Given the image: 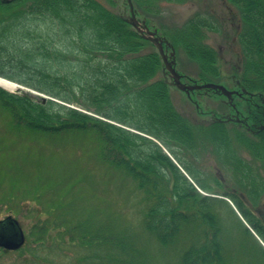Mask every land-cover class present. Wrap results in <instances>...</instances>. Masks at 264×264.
<instances>
[{"label":"trees","instance_id":"16d2710c","mask_svg":"<svg viewBox=\"0 0 264 264\" xmlns=\"http://www.w3.org/2000/svg\"><path fill=\"white\" fill-rule=\"evenodd\" d=\"M224 1L240 15L234 31L241 63L233 80L258 95L241 103L253 134L236 124L227 127L223 119L231 111H211L222 121L213 114L198 123L180 113L168 83L158 78L164 69L159 53H143L140 34L100 0H0V77L50 98L0 89V104L17 125L34 132L95 131L109 163L135 182L147 232L164 246H187L182 264L233 262L224 208L241 216L243 231L260 237L246 244L251 256L244 264H264V218L251 210L264 197V0ZM214 26L197 14L183 27L184 49L202 72L193 83L222 79L216 49L201 41L203 30ZM208 146L212 163L202 153ZM230 171L236 179L223 180L220 175ZM100 241L94 233L83 246L93 245L98 255Z\"/></svg>","mask_w":264,"mask_h":264},{"label":"rangeland","instance_id":"374dc122","mask_svg":"<svg viewBox=\"0 0 264 264\" xmlns=\"http://www.w3.org/2000/svg\"><path fill=\"white\" fill-rule=\"evenodd\" d=\"M100 1L120 16L124 14L131 16L127 0ZM131 2L138 20L146 21L150 31L157 32L154 37L163 40L166 53L168 55L175 53V69L180 75L191 79L185 77L182 80L184 84L223 85L233 94L230 99L222 92L203 88L195 89L192 96L188 95L171 84L173 79L161 58L164 69L158 78H164L168 83L169 93L177 110L197 123L212 119L210 111L221 114L227 111L240 112L245 119L248 115L244 111V104L241 103H253L258 100L255 98L258 95L244 92L233 80V74L236 72L234 70L241 63L240 47L234 31L240 28V15L237 10L224 0H131ZM197 14L206 16L215 24L213 30H203L201 41L216 48V59L222 73V79L209 77L208 82L203 80L201 84L192 82L200 79L202 73L200 64L188 56L180 39L184 37V25ZM175 33L181 36H175ZM139 34L145 41L143 53L151 51L159 53L158 47L144 37L145 32ZM166 40L170 46L166 44ZM22 90L30 91L29 94L32 93L36 100H42L43 97L45 100L50 99L47 95L27 87ZM239 104L241 105L237 106ZM253 105L259 103L255 102ZM7 111L0 104V188L16 195L30 192L40 203L41 209L45 212L43 218L51 221L52 227L56 229L53 230L54 241L48 247L50 262L182 264V252L187 246L182 248L176 245L164 246L147 232L143 225L145 205L140 193L135 191V182L127 179L125 174L120 173L109 163L108 158L104 156L105 144L95 131L73 130L47 135L17 125ZM247 122L249 128L251 126L249 118ZM242 123L244 122H232L227 127H234L233 124L243 125ZM244 129L253 134L246 127ZM211 151L212 148L208 146L202 152L206 163L215 160V155H212ZM244 154H247V151H244ZM260 163L258 161L257 164ZM220 176L223 180L236 179L232 171ZM227 190L231 191L233 188L228 186ZM238 190L237 192L244 196L242 193L244 190L240 187ZM254 207L251 206V210L255 216L264 218V197L259 205ZM222 215L226 219L225 221L222 218V222L225 227V238L229 242L228 249L234 256L231 264L238 261V264H244L245 259L251 256L248 250H244L246 244L260 242V237L257 234L253 235L251 230L252 237L249 232L243 231L241 216L236 210L233 213L224 208ZM94 233L101 239L97 244L98 255L90 250L93 245L83 246ZM104 234H109L107 242L110 245L106 243L104 246L106 236Z\"/></svg>","mask_w":264,"mask_h":264},{"label":"flooded vegetation","instance_id":"af4514ba","mask_svg":"<svg viewBox=\"0 0 264 264\" xmlns=\"http://www.w3.org/2000/svg\"><path fill=\"white\" fill-rule=\"evenodd\" d=\"M256 112L253 111L254 114ZM229 114L231 117L225 119L226 121L236 123L235 119H238L244 122L243 125L238 124L239 126L251 131L249 128L252 125L248 128L249 123L240 112ZM248 117L251 121L250 114ZM44 215L40 203L30 192L16 195L0 188V264H57L50 262L48 258V247L54 241L53 230L56 229L52 227L51 221L43 218ZM9 240L23 242L19 246H7ZM59 243L61 245V238Z\"/></svg>","mask_w":264,"mask_h":264},{"label":"water","instance_id":"95a60500","mask_svg":"<svg viewBox=\"0 0 264 264\" xmlns=\"http://www.w3.org/2000/svg\"><path fill=\"white\" fill-rule=\"evenodd\" d=\"M12 1H15V0H1L2 3H10ZM127 3L129 5L131 16L128 17L124 15L122 16V19L126 21L127 23H129L130 25H132L137 30L138 33L142 34L145 32L146 34H148V35L145 34L144 37L150 40L151 42H153V44L158 47L159 53L165 64V69L168 71L169 76L173 79V82L171 83L173 86L178 87V89L185 91L187 94H189L191 91H194L195 89L209 88V89H213L218 92H222L227 98H230V99L232 98L233 96L232 92L228 91V89L223 85H216V84L208 83V84L201 85V86L200 85L189 86V85L184 84L182 82V76L175 69V64H176L175 53L172 52L170 56H168L165 53L164 46H163V40H160V38L158 37H154L156 35V32H151L148 29V27L145 25V22H143V24L139 22V20L136 17L135 10H134L131 0H127ZM239 85L241 86V84ZM241 87L243 91L246 92V89L243 86ZM0 88L7 90L1 86ZM16 88L23 89L21 86H18V85L16 86ZM10 92H13V91H10ZM42 101L43 102L46 101L44 97ZM262 129H264V127H262ZM22 242H23L22 240L19 242L18 241L11 242L9 240L7 241L6 245L8 244L7 246H19V244H22Z\"/></svg>","mask_w":264,"mask_h":264},{"label":"bare ground","instance_id":"6f19581e","mask_svg":"<svg viewBox=\"0 0 264 264\" xmlns=\"http://www.w3.org/2000/svg\"><path fill=\"white\" fill-rule=\"evenodd\" d=\"M0 86L6 88L7 90H15L16 88V84L9 80L3 79L2 77H0Z\"/></svg>","mask_w":264,"mask_h":264}]
</instances>
